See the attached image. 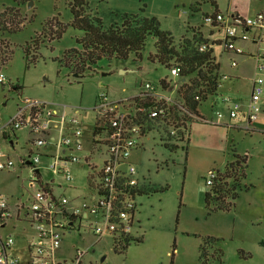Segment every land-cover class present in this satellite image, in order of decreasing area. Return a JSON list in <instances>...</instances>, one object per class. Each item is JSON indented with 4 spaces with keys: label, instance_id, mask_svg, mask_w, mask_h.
<instances>
[{
    "label": "rangeland",
    "instance_id": "rangeland-1",
    "mask_svg": "<svg viewBox=\"0 0 264 264\" xmlns=\"http://www.w3.org/2000/svg\"><path fill=\"white\" fill-rule=\"evenodd\" d=\"M68 1L35 0L29 7L20 8L22 27L19 31L0 32V38L8 42L10 50L7 62L0 63V71L7 78L5 84H0V123L8 119L23 98L37 99L52 107L64 106L68 114L78 108L81 137L89 140L93 128L91 108L100 92H105L111 99L128 98L136 93L144 78L158 83L161 78H170V74L168 68L158 63L145 59L138 61L129 55L126 60L100 58L92 71L74 77L68 68L54 60L65 49L79 47L76 38L81 31L68 25L59 38L41 44L38 50L40 56L26 67L23 46L34 35L38 39L43 38L41 28L45 20L56 16L67 24L70 18ZM215 1L216 8L226 12L230 0ZM9 3L0 0V11ZM91 8L98 12L105 25L118 22L122 13L154 16L160 27L170 31L177 39L184 36L181 35L184 30L204 27L202 17L211 13L214 5L210 0H92ZM179 10H186L187 14H181ZM31 14H34L32 19ZM153 44L154 39L149 37L145 54L154 51ZM144 65L148 67L146 74L138 70ZM129 68H136V71H127ZM175 95L174 91L172 96L175 98ZM84 111L89 112L87 116ZM179 127L175 135L171 134L173 142L178 143L175 149L164 146L160 139L164 135L163 130L157 127L142 137L141 144L132 150L128 158L136 169L137 179L144 186V192L135 197L139 221L134 232L139 241L131 240L125 251L119 253L113 251L108 235L92 246L86 229H74L63 236L62 241L73 242L78 249H87L83 258L85 263L264 264V177L253 174L248 178L245 175L228 211H208L203 204L204 191L209 188L205 185L206 172L200 173L196 166L185 160V149L180 145L185 146L187 130ZM15 134L18 146L26 149V130H16ZM242 141L236 139L234 146L237 150ZM241 147L244 148L242 144ZM41 158L45 161L44 157ZM42 172L47 174L45 169ZM28 179L26 167H20L16 172H0V193L13 200L16 197L25 200L26 189L30 190ZM54 181L62 188L70 184L60 176H55ZM72 184L81 194L86 192L85 177L81 173L77 174ZM229 200L226 197V201ZM14 224L15 249L21 255L19 264H35L28 262L24 249L26 232L20 223ZM80 236L85 239L80 240ZM208 237L214 240L206 244L208 258L203 260L199 255V245ZM259 239L263 240L262 243ZM215 250L218 256H212Z\"/></svg>",
    "mask_w": 264,
    "mask_h": 264
},
{
    "label": "built area",
    "instance_id": "built-area-1",
    "mask_svg": "<svg viewBox=\"0 0 264 264\" xmlns=\"http://www.w3.org/2000/svg\"><path fill=\"white\" fill-rule=\"evenodd\" d=\"M179 12L187 14L186 10ZM202 21L222 32L220 41L224 49L255 60V75L246 103L230 97L224 101L229 104L230 118L256 120L264 97V8L249 15L237 10L212 11L204 14ZM212 46L211 42L201 43L199 50ZM230 64L234 66L236 62ZM178 71L176 66L169 68L170 78H165V86L143 81L132 97L116 100L100 92L91 108L93 128L89 140L81 137L78 108L68 115L65 108L52 107L37 99L21 100L8 119L0 123V172H16L26 167L30 190L26 189L25 200L21 197L13 200L0 193V264L20 263L14 223H20L26 232L24 249L28 262L35 264H87L83 261L86 248L75 247L68 257L59 253L63 236L74 229L83 228L90 233V246L106 235L111 240L138 236L133 219L137 195L131 196V190H142L144 186L128 158L144 135L152 128H162L169 107L177 104L172 93L177 88L174 79ZM6 82L0 71V84ZM216 114L220 116L219 112ZM177 127L168 126L170 135H175ZM22 129L28 135L26 149L18 146L15 134ZM74 166L81 170L86 186V192L76 200L56 193L55 189L66 186L62 188L54 181L55 176H60L70 183L67 186L75 187ZM214 177L213 169L205 174V185L209 188ZM84 239L80 236V240Z\"/></svg>",
    "mask_w": 264,
    "mask_h": 264
},
{
    "label": "trees",
    "instance_id": "trees-1",
    "mask_svg": "<svg viewBox=\"0 0 264 264\" xmlns=\"http://www.w3.org/2000/svg\"><path fill=\"white\" fill-rule=\"evenodd\" d=\"M7 1L10 3L0 11V32L19 31L22 27L20 8L35 0ZM91 1L69 0L70 18L67 24L62 23L56 16L44 21L41 28L43 38L38 39V36L34 35L23 46L26 67L40 56V45L59 38L67 25L81 31V35L76 38L79 47L65 49L60 57H55L54 60L78 76L92 71L100 58L126 60L129 55H133L135 60L145 59L168 69L176 66L179 70L175 90L177 104L169 107L168 118L161 128L164 135L160 138L165 147L175 149L177 145L172 142L168 126L175 124L181 126L182 130H188L190 122L199 116L198 106L216 92L220 82L219 63L212 47L199 50L200 44L209 43V40L193 28L190 37L175 39L170 31L160 27L154 16H142L138 13H122L118 22L105 25L98 12L91 8ZM212 4L213 12L219 11L214 0ZM33 16L34 14H31V19ZM149 37L154 39V51L145 54V44ZM216 44H220V41L211 42V45ZM8 49V42L0 38V63L7 62L10 56ZM158 83L165 86V78L159 79ZM246 159V155L233 152L232 160L225 164L223 170H214L213 184L203 194L204 207L208 211H228L232 207L240 180L246 175ZM143 192L144 189H133L131 196H138ZM226 197L230 200L226 201ZM131 240L139 241L140 238H113V251H125ZM209 240L214 239L208 237L199 245V255L203 260L208 258L206 244ZM213 255L218 256V251L215 250Z\"/></svg>",
    "mask_w": 264,
    "mask_h": 264
},
{
    "label": "crops",
    "instance_id": "crops-1",
    "mask_svg": "<svg viewBox=\"0 0 264 264\" xmlns=\"http://www.w3.org/2000/svg\"><path fill=\"white\" fill-rule=\"evenodd\" d=\"M215 4H217L216 1ZM262 8H264V1L230 0L226 11L237 10L242 15H249ZM217 9L219 10V8ZM203 24L204 27H198L196 30L209 42L222 39V32L204 22ZM187 27H191V25L187 24ZM181 35L190 37L192 29L184 30ZM212 49L215 59L219 63L220 82L216 92L198 106L199 116L189 124L185 146L181 147L185 149V160L188 164L196 166L200 173L211 169L220 171L223 170L227 162L232 160V153L235 152L240 155H246L245 172L248 178L253 174L262 178L264 177V97L260 104L261 112L257 119L252 122L244 121L241 116L230 118L228 115L229 104L224 101L225 97H230L241 101L243 104L246 103L251 91L252 79L255 75L256 62L251 57L236 55L227 51L221 41L220 44L213 45ZM231 61H235L236 64L232 66L230 64ZM138 70L144 71L146 74L148 67L147 65L140 66ZM127 71L134 72L136 68H129ZM146 80L154 82L149 78H144L141 84ZM141 84L136 93L140 90ZM122 90H125V87H122ZM62 108L65 107L63 106ZM76 109L69 114L66 109L65 111L70 115ZM216 112H219L220 116H217ZM87 114L84 113L86 116ZM236 139L243 140L241 144L244 148L241 147L240 142L238 143L239 149L235 148ZM244 140H246L245 143H243ZM73 171L75 179L78 173L82 175L81 170L77 166L73 167ZM74 186H66L60 190L55 189V192H62L76 200L82 197L83 193L81 194L77 186ZM138 212L136 205V212L133 215V219L136 222L139 221ZM262 241V239H259L260 243ZM75 247L76 245L73 242L71 244L62 241L59 253L68 257L73 253Z\"/></svg>",
    "mask_w": 264,
    "mask_h": 264
},
{
    "label": "water",
    "instance_id": "water-1",
    "mask_svg": "<svg viewBox=\"0 0 264 264\" xmlns=\"http://www.w3.org/2000/svg\"><path fill=\"white\" fill-rule=\"evenodd\" d=\"M32 3H33V1H29V2L27 3V7H29L30 4H32ZM72 76L77 77L78 75L75 74V73H72ZM103 258H104V257L101 258V261L103 260Z\"/></svg>",
    "mask_w": 264,
    "mask_h": 264
}]
</instances>
